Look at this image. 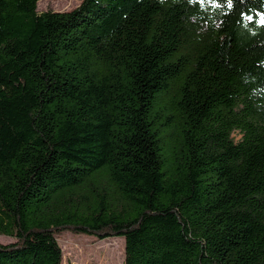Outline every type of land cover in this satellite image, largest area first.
I'll return each mask as SVG.
<instances>
[{"label":"trees","instance_id":"trees-1","mask_svg":"<svg viewBox=\"0 0 264 264\" xmlns=\"http://www.w3.org/2000/svg\"><path fill=\"white\" fill-rule=\"evenodd\" d=\"M47 1L0 0V264H264V0Z\"/></svg>","mask_w":264,"mask_h":264},{"label":"rangeland","instance_id":"rangeland-1","mask_svg":"<svg viewBox=\"0 0 264 264\" xmlns=\"http://www.w3.org/2000/svg\"><path fill=\"white\" fill-rule=\"evenodd\" d=\"M81 0H51L42 2L35 8L36 14L46 11L68 12ZM236 141L238 136L233 135ZM12 242L11 238L0 236V244L5 245ZM56 242L62 255L61 264H122L123 262V240L122 238H111L96 240L91 237L63 233ZM109 247V248H108Z\"/></svg>","mask_w":264,"mask_h":264}]
</instances>
